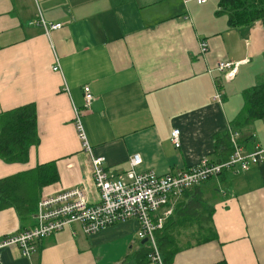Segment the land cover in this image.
Here are the masks:
<instances>
[{
	"label": "crops",
	"instance_id": "crops-1",
	"mask_svg": "<svg viewBox=\"0 0 264 264\" xmlns=\"http://www.w3.org/2000/svg\"><path fill=\"white\" fill-rule=\"evenodd\" d=\"M221 1L0 0V115L32 105L39 141L25 163L0 159L6 181L0 240L34 225L43 195L81 188L89 203L98 202L91 159L73 124L84 88L93 96L83 116L88 144L113 177L129 169L135 154L142 158L139 171L159 175L189 170L204 158L224 161L229 130L239 133L246 152L264 150V118L241 132L233 127L244 94L264 81V26L256 20L230 27ZM40 20L61 28L46 32ZM220 62H240L232 80L215 70ZM174 129L179 148L171 142ZM44 164H53L57 176L49 185L37 177ZM212 181L201 191L213 210V240L194 245V227L169 230L182 250L173 264H264V157ZM138 229L134 219L93 237L67 227L38 242L30 259L17 248L0 250V264H136L144 249Z\"/></svg>",
	"mask_w": 264,
	"mask_h": 264
},
{
	"label": "built area",
	"instance_id": "built-area-1",
	"mask_svg": "<svg viewBox=\"0 0 264 264\" xmlns=\"http://www.w3.org/2000/svg\"><path fill=\"white\" fill-rule=\"evenodd\" d=\"M195 1L198 4L206 2ZM40 25L46 32L61 28V24L47 28L42 20ZM207 49L206 43H200L201 54L206 53ZM239 66L240 62H220L215 70L223 74L225 81H230ZM53 70L57 71L58 67L55 66ZM214 99L220 102L219 92H216ZM92 101V94L84 88V106L83 109H74L73 124L82 150L91 159L92 179L98 192V202L89 203L81 188L43 195L34 213V225L13 237L0 240V250L17 248L22 258L30 259L36 252L38 242L62 232L67 227L79 226L86 237H93L109 226L134 219L139 226L137 239L140 242L145 240L151 250L149 263L163 264L155 234L162 229L165 220L172 214L175 206L173 203L183 192L219 177L232 168L239 167L240 170L246 171L263 160L264 150L246 152L240 143L239 133L229 130L231 154L226 161L212 163L204 158L189 170L159 175L153 170L139 171L142 158L135 154L129 160V169L113 177L106 171L105 158L93 156L85 134L83 116ZM171 142L175 148H179L178 129L172 131ZM75 234L76 232H73V235Z\"/></svg>",
	"mask_w": 264,
	"mask_h": 264
},
{
	"label": "trees",
	"instance_id": "trees-1",
	"mask_svg": "<svg viewBox=\"0 0 264 264\" xmlns=\"http://www.w3.org/2000/svg\"><path fill=\"white\" fill-rule=\"evenodd\" d=\"M220 7L227 14L230 27L247 25L256 20L261 21L264 26V0H222ZM262 118H264V82L244 94L243 113L237 118L233 127L241 132L239 128ZM38 143L36 114L32 105L22 106L0 115V159L5 163H25L30 147ZM38 169L40 172L38 170L37 177L42 185H49L56 181L53 164L40 165ZM16 178L17 176L7 180H16ZM0 183L6 184V181H0ZM3 184L0 185V190ZM4 207L6 206L2 202L0 209ZM212 214L213 210L203 197L201 185L183 192L172 214L165 220L162 229L155 234L157 249L163 264H173L174 257L182 251L168 231L180 226L186 227L185 229L196 227L199 233L198 244L209 242L214 237ZM176 217L177 220L174 222L173 219ZM143 246H145L144 249L135 257L136 264H150L148 256L151 250L148 245Z\"/></svg>",
	"mask_w": 264,
	"mask_h": 264
},
{
	"label": "rangeland",
	"instance_id": "rangeland-1",
	"mask_svg": "<svg viewBox=\"0 0 264 264\" xmlns=\"http://www.w3.org/2000/svg\"><path fill=\"white\" fill-rule=\"evenodd\" d=\"M263 82H264V81H263ZM214 182H215V181H212V182L210 181V182H208V183L210 184V183H214ZM208 183H207V185H209ZM205 186H206V184H203V185H202V187H205ZM193 229H194V231L192 232L193 235H192V237L190 238V240H191L192 242H194V245H195V243L197 242V238L199 237V233H198V231L196 230V227H194ZM190 234H191V232H190ZM143 247H145V246H142V248H143ZM150 264H151V263H150Z\"/></svg>",
	"mask_w": 264,
	"mask_h": 264
},
{
	"label": "water",
	"instance_id": "water-1",
	"mask_svg": "<svg viewBox=\"0 0 264 264\" xmlns=\"http://www.w3.org/2000/svg\"><path fill=\"white\" fill-rule=\"evenodd\" d=\"M145 244H146L145 240L141 241V245H145Z\"/></svg>",
	"mask_w": 264,
	"mask_h": 264
}]
</instances>
